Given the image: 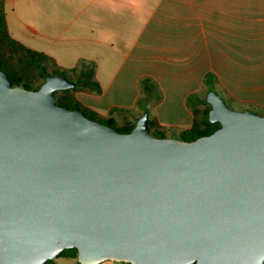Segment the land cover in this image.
I'll use <instances>...</instances> for the list:
<instances>
[{
    "label": "water",
    "instance_id": "95a60500",
    "mask_svg": "<svg viewBox=\"0 0 264 264\" xmlns=\"http://www.w3.org/2000/svg\"><path fill=\"white\" fill-rule=\"evenodd\" d=\"M0 70V264H264V116L215 91L193 141L129 133L56 104Z\"/></svg>",
    "mask_w": 264,
    "mask_h": 264
},
{
    "label": "crops",
    "instance_id": "0c3cea01",
    "mask_svg": "<svg viewBox=\"0 0 264 264\" xmlns=\"http://www.w3.org/2000/svg\"><path fill=\"white\" fill-rule=\"evenodd\" d=\"M4 12L11 37L70 78L93 70L100 91L71 93L103 119L136 124L146 108L179 138L205 108L209 74L229 108L264 116V0H5Z\"/></svg>",
    "mask_w": 264,
    "mask_h": 264
},
{
    "label": "trees",
    "instance_id": "16d2710c",
    "mask_svg": "<svg viewBox=\"0 0 264 264\" xmlns=\"http://www.w3.org/2000/svg\"><path fill=\"white\" fill-rule=\"evenodd\" d=\"M5 0H0V70L3 71L11 80L13 86L22 85L28 90H37L46 80V78L56 75H63L75 84L72 89L55 92L56 104L60 107L71 111H79L90 120L100 122L104 125L112 127L120 133H129L135 126L134 124L118 125L112 118L103 119L98 114L86 109L79 102H77L72 91L76 89L84 90L90 89L99 92V86L93 81V70H82L76 74L77 69L74 68L70 72L75 76L70 78L65 71L59 69L53 58L34 51L22 45L11 37L7 29V23L4 12ZM53 66L51 72L48 66ZM36 77L40 82L35 85ZM205 83L209 90L207 94L212 91L213 75L209 74L205 77ZM58 93H60L58 95ZM206 96L203 100L204 110L200 117L193 123V126L188 131H183L179 134V138L185 141H193L202 136L210 135L220 127L219 123H211L209 121V112L211 107L206 103ZM145 112L147 109L145 108ZM149 129L153 136L157 138H164V134L158 132L155 125L149 121ZM66 256L77 260V250H64L59 257ZM47 263L53 264V261ZM76 264H79L78 261Z\"/></svg>",
    "mask_w": 264,
    "mask_h": 264
},
{
    "label": "rangeland",
    "instance_id": "374dc122",
    "mask_svg": "<svg viewBox=\"0 0 264 264\" xmlns=\"http://www.w3.org/2000/svg\"><path fill=\"white\" fill-rule=\"evenodd\" d=\"M113 62L115 61L114 59L112 60ZM117 61V60H116ZM52 68H53V66H51V65H49L48 66V70L51 72V70H52ZM40 82V79H38L37 77H36V79H35V82H34V84L35 85H37L38 83ZM60 93H58V95H59ZM233 110H238L239 108H237V107H231ZM53 264H74V259H72V258H69V257H64V256H62V257H58V258H56L55 260H53Z\"/></svg>",
    "mask_w": 264,
    "mask_h": 264
}]
</instances>
